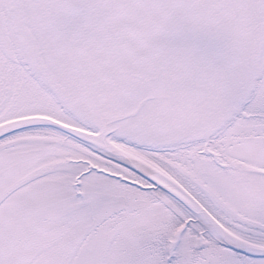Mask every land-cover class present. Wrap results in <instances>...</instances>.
Segmentation results:
<instances>
[{
	"label": "snow or ice",
	"instance_id": "snow-or-ice-1",
	"mask_svg": "<svg viewBox=\"0 0 264 264\" xmlns=\"http://www.w3.org/2000/svg\"><path fill=\"white\" fill-rule=\"evenodd\" d=\"M0 264H264V0H0Z\"/></svg>",
	"mask_w": 264,
	"mask_h": 264
}]
</instances>
